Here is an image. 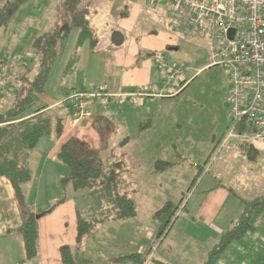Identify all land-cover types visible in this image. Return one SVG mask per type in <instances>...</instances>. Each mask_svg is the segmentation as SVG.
Listing matches in <instances>:
<instances>
[{"label": "rangeland", "instance_id": "rangeland-1", "mask_svg": "<svg viewBox=\"0 0 264 264\" xmlns=\"http://www.w3.org/2000/svg\"><path fill=\"white\" fill-rule=\"evenodd\" d=\"M64 4L65 0H30L19 8L7 26L0 28V113L13 106L17 90L16 79L25 69L34 70L38 65L40 55L35 42L42 34L56 31L62 23L61 14L65 13ZM90 12L93 15L92 8ZM168 18L166 13L163 21L157 23L158 28L155 27L157 30L154 32L160 34L165 30L175 40L173 46H166L164 53L167 63L184 67L187 71L190 83L182 92L174 97L151 96L144 99L137 96L135 101L129 97L109 95L108 92L122 81V69L113 73L110 60L103 53H95L89 41L78 49V62L74 71L68 73V64L74 58L80 33V30L74 29L50 72L45 92L34 94V105L29 114L53 102L69 104L71 93L86 91L89 122L100 129L104 140L116 142V149H111V156L123 158L132 172V188L136 192L134 198L139 204V215L142 212L143 217L173 204L176 207L182 206L178 215L181 214L180 217L183 218L187 213V210L183 211V206L198 187V183H192L197 172L195 165L199 162L203 164L205 155L211 153L208 163L203 164L204 170L201 174L207 177L201 188L210 181L215 184L216 179L222 182L232 194L231 204L226 205V214L231 212L233 220H238L244 212L245 202L264 196V141L253 142L254 148L258 150L255 159L243 154L242 140L230 138L226 141L234 122L229 116L228 72L219 66L210 67L211 42L216 34L201 32L192 35L184 31L177 18ZM206 65L210 68H203ZM201 68L203 70L200 71ZM159 84L163 85V79L161 83L152 81L150 86L133 88L129 92L133 91L136 95L145 92L144 94L148 95L157 91ZM69 114L66 134L80 136V123L74 124L75 127L70 126L71 121L76 120L73 109ZM235 132L240 131L237 129ZM126 137L131 140L123 143ZM151 150L157 153L155 160H175L176 167L167 170L170 181L165 180L167 174L152 175L148 154ZM31 155L32 153L26 165L30 170H34ZM131 155L132 158H128ZM66 171L68 172L67 169ZM220 174H223L225 179L223 176L220 179ZM45 192L41 195V201L44 202L37 208L40 212L51 208L54 200L50 198L46 201ZM52 194L54 195L55 191ZM26 200L30 203L33 198L27 195ZM78 200L81 202L83 197ZM142 206H148L144 208L145 213ZM191 206L193 205L191 204L189 209L192 211ZM142 216L139 219H144ZM225 225L220 236L228 229L230 223ZM218 241L219 239L213 243L208 241L209 244L200 246L199 249H214ZM162 243L154 240L150 248L175 249L171 236ZM228 249L226 259L229 264H264V219L257 223L256 231L232 243ZM150 257H145L143 264H156L153 256ZM220 263L226 264L224 261Z\"/></svg>", "mask_w": 264, "mask_h": 264}, {"label": "crops", "instance_id": "crops-1", "mask_svg": "<svg viewBox=\"0 0 264 264\" xmlns=\"http://www.w3.org/2000/svg\"><path fill=\"white\" fill-rule=\"evenodd\" d=\"M92 9L91 24L98 39L94 51L99 54L103 53L110 60L113 73L117 72L118 69H122L120 73L123 76L122 81L113 90L108 92L109 95L126 98L129 94L135 93L133 91L129 92L130 89L150 86L152 81L154 83H158V81L161 83L165 70L154 64L153 55L157 51H164L167 45L173 46L175 43L173 36L169 32L165 30L161 31L160 34L154 32L158 28L157 23L163 21L166 13L167 18L169 16L167 4L162 3L155 8H151L148 6L147 0H94ZM116 30L125 36L124 43L119 47H115L112 43V33ZM207 67L208 65L203 68ZM158 71L161 74V78H159ZM187 81L190 83L189 79ZM159 86L161 87V84ZM140 93L144 94L145 92ZM151 96L159 98L174 97L154 94ZM151 96H142V98L146 99ZM59 103L61 101L53 102L48 107L52 109ZM68 119L63 134L59 139L53 136L45 137L41 139L32 152L33 169L35 171L31 169L33 171V178L30 182L23 185V193L26 199L28 195L33 198V201L29 203L27 200V202L35 206L36 209L39 208L38 205L44 202L41 201V195L45 191H47L44 194L46 201L50 198L54 199L51 204L52 206H50L51 208L61 199L64 198V201L56 205L52 213L46 214L39 219V253L34 261L25 264H62L60 248L64 245L71 246L72 248L77 246L78 215L86 216V211L90 207V199L86 191H65L61 186V179L68 174L66 171L68 168L56 159V155L62 145L73 138H79L86 141L93 150L99 151L104 160L107 161L114 158L111 156V149H116L115 146L117 145L114 140H109L112 143L104 140L102 134L99 132L100 129L89 121H83L80 124L78 132L80 136L66 134L69 127ZM126 139H129L128 142L131 140L130 137H126ZM112 145L114 146L112 147ZM148 154H150L149 166L151 167L153 176L165 175L170 169L176 167V162L173 160L175 164L168 171L157 172L154 168L155 163L165 160H155L157 158L154 159V157L158 156L154 150H151ZM210 157L211 153L205 155L203 164L208 163ZM128 158H132V155ZM200 163L195 165L197 172L192 182L193 185L194 183H198V187L183 206V211L187 210V213L183 218L180 217L181 214L175 218L167 236L163 239L165 241L171 236L175 249L154 250L150 248L154 240L156 241L158 227L153 215L155 211L157 212L162 209L160 208L150 212L146 217H143L141 212L133 220L108 222L99 226L84 241L82 247L84 256L94 264H132L130 260H117L132 254L142 257H150L152 255L156 264H168V262L170 264H204L212 249H199L200 246L209 244L208 241L211 243L213 241L217 242L222 229L226 227L225 223L229 222L231 224L234 218H232L233 213L226 214V205L229 206L231 204L232 194L226 186L222 185V182L216 179L215 184L210 181L204 188H201L207 175L203 176L201 174L204 167ZM131 173V187L129 191L134 198L136 192L132 188L133 178ZM168 176L167 174L165 177L167 182L170 181ZM222 176L225 179L223 174L220 176V179ZM53 191H55L54 195L52 194ZM81 197H83V200L79 202L78 199ZM258 198H255V200ZM191 204L193 205L191 206L193 207L192 211L189 209ZM147 207L142 206L143 213L146 212L144 208ZM140 216L144 219H139ZM236 216H238V213H236ZM261 219H264V217ZM21 224L22 209L15 190L10 181L6 178H0V264H20L25 260L24 239L19 231ZM164 241L162 242L164 243ZM227 251L221 257L218 264L222 261L229 264L226 259Z\"/></svg>", "mask_w": 264, "mask_h": 264}, {"label": "trees", "instance_id": "trees-1", "mask_svg": "<svg viewBox=\"0 0 264 264\" xmlns=\"http://www.w3.org/2000/svg\"><path fill=\"white\" fill-rule=\"evenodd\" d=\"M29 1L0 0V28L7 26L19 8ZM93 1L65 0V13L61 14L62 23L58 25L56 31L42 34L35 42L40 55L38 65L34 70L25 69L20 77L17 76L13 106L8 111L0 113V178L10 181L22 209V224L19 231L24 239L26 258L20 264L37 258L39 219L52 213L55 206L64 201V198L61 199L45 212H40L29 204L23 193V185L32 180V173L26 163L41 139L50 136L59 139L62 136L73 107L61 102L52 109L45 106L31 114L29 110L34 105V94L45 92L50 72L74 29L80 30V33L74 58L68 64V73L74 71L78 62V49L81 46L89 41L90 47L95 50L98 39L90 20ZM124 40L125 36L120 31L112 33V43L115 47L121 46ZM128 140H124L123 143ZM241 151L251 159H255L258 153L251 142H244ZM56 159L68 168V174L61 179L62 188L65 191H86L91 201L86 216L78 215L77 246L72 248L64 245L60 248L62 264H94L84 256L82 250L84 241L94 230L108 222L128 221L138 216V204L129 191L130 169L121 157L104 160L99 151L93 150L86 141L79 138H73L63 144ZM174 164L158 161L154 168L155 171L161 172ZM180 208L181 206L168 204L154 213L153 218L158 225L156 234L158 242H162L167 236ZM263 217L264 196L245 202L244 212L238 220L232 221L220 236L204 264H218L229 246L255 231L258 221ZM123 259L130 260L132 264H143L145 257L132 254L117 260Z\"/></svg>", "mask_w": 264, "mask_h": 264}, {"label": "built area", "instance_id": "built-area-1", "mask_svg": "<svg viewBox=\"0 0 264 264\" xmlns=\"http://www.w3.org/2000/svg\"><path fill=\"white\" fill-rule=\"evenodd\" d=\"M147 1L151 8L166 3L169 17L177 18L186 33L216 34L211 42L210 66H219L228 72L229 116L234 122L226 141L230 138L245 142L264 141V0ZM153 62L165 70L163 85L157 91L140 96H174L186 87V69L167 63L164 51L155 52ZM87 95V92L78 91L69 96L76 118L71 121V127L78 122L90 121ZM137 96L134 93L128 95L134 101ZM237 129L239 133L235 132Z\"/></svg>", "mask_w": 264, "mask_h": 264}]
</instances>
